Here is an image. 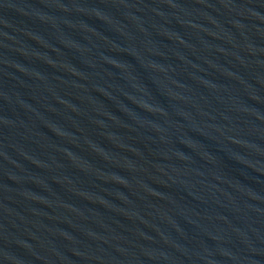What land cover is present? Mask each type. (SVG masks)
Segmentation results:
<instances>
[{"label":"water","instance_id":"obj_1","mask_svg":"<svg viewBox=\"0 0 264 264\" xmlns=\"http://www.w3.org/2000/svg\"><path fill=\"white\" fill-rule=\"evenodd\" d=\"M0 264H264V0H0Z\"/></svg>","mask_w":264,"mask_h":264}]
</instances>
